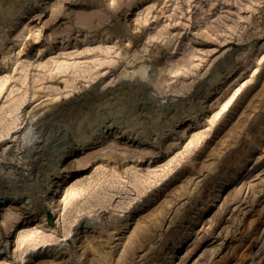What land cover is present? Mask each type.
<instances>
[{"label": "rangeland", "instance_id": "obj_1", "mask_svg": "<svg viewBox=\"0 0 264 264\" xmlns=\"http://www.w3.org/2000/svg\"><path fill=\"white\" fill-rule=\"evenodd\" d=\"M0 135V264H264V0H0Z\"/></svg>", "mask_w": 264, "mask_h": 264}, {"label": "bare ground", "instance_id": "obj_2", "mask_svg": "<svg viewBox=\"0 0 264 264\" xmlns=\"http://www.w3.org/2000/svg\"><path fill=\"white\" fill-rule=\"evenodd\" d=\"M233 97V96H232ZM231 100V99H230ZM17 119V118H16ZM14 120V119H13ZM15 122H16V120L15 121H13V123H14V125H15ZM12 123V122H11ZM12 123V124H13ZM9 131V130H8ZM1 136H3V135H0V137ZM83 147V146H82ZM71 159V158H70ZM69 160V159H68ZM67 160V161H68ZM71 161V160H70ZM70 161H68V162H70ZM71 172V171H70ZM66 173H69L68 171H66ZM57 188H59V184L57 185ZM57 188H55V189H57ZM57 192V191H56ZM4 204V203H3ZM19 209V208H18ZM19 214L20 215H22L23 217V219L26 221L25 223H27L28 222V220L31 218V216L28 214L27 215V212H26V210H22V211H19ZM23 222V221H22Z\"/></svg>", "mask_w": 264, "mask_h": 264}]
</instances>
